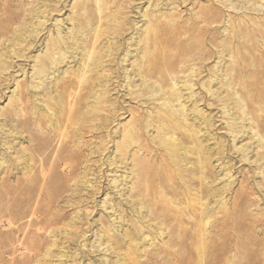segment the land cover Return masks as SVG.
<instances>
[{"label":"rangeland","instance_id":"rangeland-1","mask_svg":"<svg viewBox=\"0 0 264 264\" xmlns=\"http://www.w3.org/2000/svg\"><path fill=\"white\" fill-rule=\"evenodd\" d=\"M10 14L0 264H264V0Z\"/></svg>","mask_w":264,"mask_h":264},{"label":"bare ground","instance_id":"bare-ground-1","mask_svg":"<svg viewBox=\"0 0 264 264\" xmlns=\"http://www.w3.org/2000/svg\"><path fill=\"white\" fill-rule=\"evenodd\" d=\"M4 9V8H3ZM1 17V16H0ZM4 17H6V18H4ZM4 19L3 20H0V39L2 38V37H4L5 35H6V33H5V29L6 30H8L7 28H10L12 25H13V23L17 20V17H13V16H11V14L10 15H8V16H6V15H4ZM7 32V31H6ZM13 46V45H12ZM7 49V48H6ZM60 62L61 61H57L56 59L54 60V64L57 66V65H59L60 64ZM46 141V140H45ZM66 144V143H65ZM49 146V145H48ZM65 147V146H64ZM63 148V147H62ZM65 150V149H64ZM55 151V150H54ZM54 151H51V152H54ZM45 153H47V152H45ZM49 153V152H48ZM62 153V152H61ZM47 155V154H46ZM44 157V158H43ZM42 158H43V162H42V165H41V171H45L44 169L46 168V165H48L49 164V162H48V164H47V160H48V157L46 156L45 157V155L43 156ZM53 158V157H52ZM68 158H69V161H70V163H69V165L73 168V166H72V163H74V160H75V156H73V155H71V156H69L68 155ZM54 163V162H53ZM56 163V162H55ZM67 167H70V166H68V165H66ZM146 171L145 170H142L141 171V176L143 177L144 176V173H145ZM31 180V179H30ZM141 182L142 183H140V184H138L137 185V188H136V190L138 191H140V192H144L145 190H146V188L145 187H147L146 185L148 184V181L147 180H143V178H142V180H141ZM213 258V257H212ZM212 263H214V261H215V259L213 258L212 260H210ZM209 262V261H208Z\"/></svg>","mask_w":264,"mask_h":264}]
</instances>
